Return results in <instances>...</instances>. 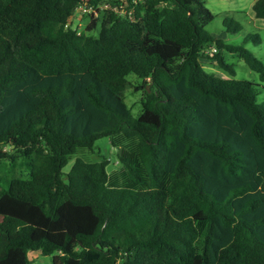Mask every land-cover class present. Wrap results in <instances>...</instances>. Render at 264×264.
<instances>
[{
  "label": "trees",
  "instance_id": "trees-1",
  "mask_svg": "<svg viewBox=\"0 0 264 264\" xmlns=\"http://www.w3.org/2000/svg\"><path fill=\"white\" fill-rule=\"evenodd\" d=\"M212 20L204 0H0V264H264V88L223 56L264 82L260 39L226 44ZM100 137L117 174L87 158Z\"/></svg>",
  "mask_w": 264,
  "mask_h": 264
},
{
  "label": "rangeland",
  "instance_id": "rangeland-1",
  "mask_svg": "<svg viewBox=\"0 0 264 264\" xmlns=\"http://www.w3.org/2000/svg\"><path fill=\"white\" fill-rule=\"evenodd\" d=\"M255 1L256 0H204V7L213 15V20L205 29L215 38H219L224 43L231 45L243 44L246 39H249L250 35H257L260 39L259 44H255L254 40L251 39L244 43V45L247 50L251 51L255 57L264 63V20L254 17L252 5ZM82 15L84 14L76 11L71 19L72 25L77 27L80 31H82L88 24V21H90L88 14H85L88 17H83ZM95 19H98V17ZM226 19L240 24L242 30L238 33L226 32L224 27V21ZM96 32L97 30L95 33ZM215 52V48L212 47L205 51V55L212 57V54ZM223 56L225 61L232 64L234 67L235 75L231 78L249 81L264 88V82L259 80L258 74L250 70L237 55L224 52ZM202 65L206 72L215 74L217 77H230V75L218 67L215 60L203 59ZM127 79L130 83L137 80L132 74L129 75ZM142 96V91L134 92L131 86H128L123 92L124 103L129 108L134 118H137L141 113L140 100ZM258 99L264 102L263 90H260ZM93 149L94 153L89 154L87 158L92 161H100L102 157L107 159L109 161L106 167L107 173L117 174V170L119 169L117 153L115 148L111 146L109 138L100 137L94 142ZM72 164L73 159L63 168V172H68ZM7 168L8 165H6L5 169ZM28 257L31 264H53V255L44 256L41 255L39 251L29 252Z\"/></svg>",
  "mask_w": 264,
  "mask_h": 264
},
{
  "label": "built area",
  "instance_id": "built-area-1",
  "mask_svg": "<svg viewBox=\"0 0 264 264\" xmlns=\"http://www.w3.org/2000/svg\"><path fill=\"white\" fill-rule=\"evenodd\" d=\"M137 1H140V0H131L132 3H137ZM109 7L108 4H99L98 6L96 7H92V6H80L77 11L81 12V14H89V15H92L94 16V18L98 17L99 16V11H101V9H107Z\"/></svg>",
  "mask_w": 264,
  "mask_h": 264
}]
</instances>
